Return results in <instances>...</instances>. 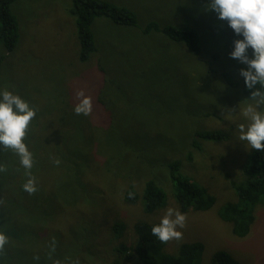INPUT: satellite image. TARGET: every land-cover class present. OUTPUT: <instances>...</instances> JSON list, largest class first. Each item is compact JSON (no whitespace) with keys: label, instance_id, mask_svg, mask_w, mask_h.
<instances>
[{"label":"rangeland","instance_id":"374dc122","mask_svg":"<svg viewBox=\"0 0 264 264\" xmlns=\"http://www.w3.org/2000/svg\"><path fill=\"white\" fill-rule=\"evenodd\" d=\"M101 1L132 11L137 26L97 19L91 29L97 51L86 63L80 60L81 44L70 14L72 0H15L10 7L18 23V40L10 52L0 44V91H12L37 109L25 143L34 156L31 174L38 191L33 196L41 198V207L32 206L22 215L33 223L21 230L15 221L9 223V211L5 220L0 215V233L6 225H15L19 238L27 242L20 249L8 243L0 264H56L51 253L64 249L76 252L71 263L115 264L121 245L133 251L135 222L160 223L169 208L182 213L174 200V185L165 183L168 192L157 177V167L175 161L181 162L183 175L209 189L216 204L206 212L186 213V227L178 229L182 239L165 245L164 254H177L184 243L201 242L205 245L202 264H209L219 251L229 252L240 264H264V206L255 208V224L245 240L235 238L218 213L222 206L237 202L232 184L243 181L252 153L250 145L239 139V125L250 123L244 113L255 107L240 75L247 65L230 56L234 41L243 37L208 9L211 0ZM151 25L152 31L145 33ZM184 26L199 33L200 54L163 32ZM252 51H248L250 58ZM95 80L99 82L92 84ZM80 91L91 97L88 116L74 112L82 99L77 96ZM66 117L67 124L60 121ZM64 126L65 140L59 142ZM208 131H222L229 138L224 142L200 139L201 147L194 149L195 133ZM118 157L126 161L116 165ZM0 164L7 169L0 172V205L8 193L27 199L23 185L29 176L20 157L0 146ZM108 167L118 169L119 178L130 173L117 182L139 196L148 182L161 187L170 199L167 207L147 217L141 204L119 202L120 195L112 193L116 184L109 185L102 197L89 191L86 200L71 209L44 200L62 187L66 196L76 174L88 180L99 172L110 179L113 173H108ZM105 206L113 207V214H102ZM117 216L126 225L121 237L111 230ZM38 222L45 223L41 227ZM85 226L98 231L96 246L78 240ZM43 249L47 258L35 259V252ZM128 264H140L135 253Z\"/></svg>","mask_w":264,"mask_h":264},{"label":"trees","instance_id":"16d2710c","mask_svg":"<svg viewBox=\"0 0 264 264\" xmlns=\"http://www.w3.org/2000/svg\"><path fill=\"white\" fill-rule=\"evenodd\" d=\"M14 2L15 0H0V44L4 45L9 52L14 50L18 40V23L10 12V7ZM70 14L75 18L78 38L81 44L80 60L83 63L88 62L90 56L97 51L91 31L97 19L107 18L117 25L137 26V19L132 11L101 0H72ZM153 27L154 25H151L145 33L152 31ZM163 32L171 41L186 45L196 54L201 53L202 39L194 28L188 26L178 29L169 27ZM98 82L95 80L92 84H97ZM260 87V85H257V88ZM251 91L249 90L248 96H251ZM67 120L69 118L66 117L60 121L67 124ZM62 129L59 132V142L65 140L67 132L65 126ZM195 134L197 135L193 143L194 149L201 147L199 143L200 139L204 141L224 142L229 138L222 131L197 132ZM72 151H76V149L70 150V152ZM118 158L120 160H118L116 165H121V163L126 161V159L123 161L121 157ZM190 160H193L192 155L190 156ZM105 161L108 160L106 159ZM107 166H110L109 162ZM157 168V177L162 181L161 185L167 191L168 189L164 186L166 182L169 181L172 186L174 185V200L183 214L206 212L216 204V197L209 193L207 187L200 185L201 183L195 182L192 178L181 173L182 166L180 161L168 163ZM108 169V173H113L110 179H107L99 172H95V175H89L88 180H83L82 176L76 174L72 176L71 186L66 196H63L66 190L62 187L57 192L52 191V194L44 198V200L53 204L62 202L63 205L71 209L82 203L83 200H86L89 191L95 192L96 197H102L109 185L116 184L115 190L112 193L120 195L119 202L129 206H139L141 204L142 211L147 217H151L157 211L167 207L170 199H168L165 190L161 187L159 188L158 185H155L153 182H148L143 196H139L134 190L130 189L127 191L128 187L121 185V179L123 180L130 173H125L119 178L120 175L117 174L118 169L115 168L112 170V167H108ZM143 173L148 175L145 168H143ZM117 181L121 182L118 183ZM87 188L90 190L86 191L85 189ZM232 188L236 193L237 202L222 206L218 213L222 222L230 225L233 236L239 240H245L250 236L255 224V208L258 205L264 206V152L252 149V153L243 170V181L241 183L234 182ZM29 196L26 199L23 195L15 196L8 193L6 196L8 199L4 201L5 204L0 205V215L2 218L5 220L8 217L7 211H9L12 214L9 218V223H13L12 220L15 221L20 230L21 228L30 227L33 223L30 217L29 219H25L22 215H27L32 209V206L34 210L41 207V198L37 197V200H35L33 195L29 194ZM121 206L124 207L123 205ZM113 209V207L105 206L100 211H102V214H113ZM116 214H121V212ZM107 216V214L106 216L104 215V218H107ZM38 223L42 227V224L45 222ZM157 224L159 223L150 220H138L132 226L134 234L137 237L132 249L139 258L140 264H202L205 245L201 242L184 243L180 246L181 248L177 254H164L163 247L169 245V242L161 243L151 232L152 227ZM111 226L113 233L115 232L118 237H121V231L126 225L123 219L117 216L111 221ZM1 232L8 237L9 243L13 244L14 246L12 247L16 249H20L27 244V242L19 238V232L16 230L15 225H6V228ZM96 232L97 230L94 227H81L78 240L82 238L85 243L92 244V246L96 245V241L99 238ZM64 240L66 241V239ZM130 250L126 245H121L120 248H117L116 252L120 256V260L116 261L115 264L131 263L134 253ZM129 251L130 254H128ZM74 253L76 254L74 251L64 249L57 253L52 252L51 254L54 257V261H59L60 264H76V262L71 263L74 259ZM34 256L39 257V261L47 258L44 249L36 251ZM122 256L123 259L121 260ZM209 264H240V261L227 251H219L213 254Z\"/></svg>","mask_w":264,"mask_h":264},{"label":"clouds","instance_id":"9594fccd","mask_svg":"<svg viewBox=\"0 0 264 264\" xmlns=\"http://www.w3.org/2000/svg\"><path fill=\"white\" fill-rule=\"evenodd\" d=\"M210 11L218 14V18L226 21L237 36L243 39L234 41L231 58L247 65L240 75L244 78L246 87L251 91L250 100L255 107L249 106L244 113L249 118L247 127L239 125L240 141L246 142L251 149L264 152V0H211L208 5ZM252 49V57L248 51ZM260 85V88H257ZM80 103L74 108L76 115L88 116L92 112L91 97H85L83 91L77 93ZM231 111H235L234 109ZM37 109L12 91H0V146L11 150L20 157V163L29 176L23 185L24 191L34 195L37 191V181L31 174L34 167V156L25 143L31 122L36 118ZM58 166L59 159L54 161ZM7 169L0 164V172ZM187 217L179 210L169 208L160 223L151 229L152 235L161 243L182 239L183 233L178 231L186 227ZM9 243L8 237L0 233V254L4 253ZM39 259V257H35ZM56 264H60L59 261ZM76 264H79L77 261Z\"/></svg>","mask_w":264,"mask_h":264},{"label":"bare ground","instance_id":"6f19581e","mask_svg":"<svg viewBox=\"0 0 264 264\" xmlns=\"http://www.w3.org/2000/svg\"><path fill=\"white\" fill-rule=\"evenodd\" d=\"M198 137V136H197ZM225 149V148H224ZM227 149V148H226ZM72 223V222H71ZM103 225V224H102ZM106 231V230H105ZM98 232V231H97ZM124 234V233H123ZM95 235V234H94ZM95 239V238H94ZM96 246V245H95ZM101 249V248H100ZM121 253V252H120Z\"/></svg>","mask_w":264,"mask_h":264}]
</instances>
